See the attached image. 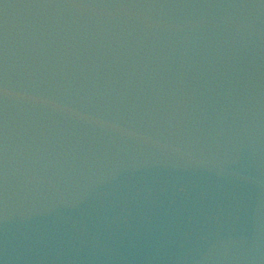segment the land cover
I'll return each instance as SVG.
<instances>
[{
    "label": "water",
    "instance_id": "1",
    "mask_svg": "<svg viewBox=\"0 0 264 264\" xmlns=\"http://www.w3.org/2000/svg\"><path fill=\"white\" fill-rule=\"evenodd\" d=\"M0 264H264V0H0Z\"/></svg>",
    "mask_w": 264,
    "mask_h": 264
}]
</instances>
